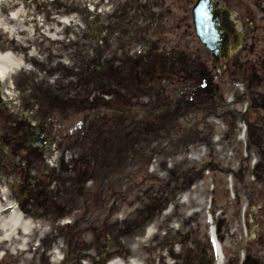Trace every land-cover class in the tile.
<instances>
[{"label": "rangeland", "instance_id": "rangeland-1", "mask_svg": "<svg viewBox=\"0 0 264 264\" xmlns=\"http://www.w3.org/2000/svg\"><path fill=\"white\" fill-rule=\"evenodd\" d=\"M194 2L0 0V51L15 63L2 119L49 140L0 169L1 212L16 205L32 223L28 251L19 233L0 257L207 264L214 211L230 263L264 264V31L249 34V88L236 90L248 102L212 107L215 63L195 37ZM247 103L257 126L243 120ZM188 172L196 180L182 189Z\"/></svg>", "mask_w": 264, "mask_h": 264}, {"label": "flooded vegetation", "instance_id": "flooded-vegetation-1", "mask_svg": "<svg viewBox=\"0 0 264 264\" xmlns=\"http://www.w3.org/2000/svg\"><path fill=\"white\" fill-rule=\"evenodd\" d=\"M214 2L216 8L220 10V28L227 29L226 22L230 21L233 31L237 34V43L234 51L231 52L230 59L227 62L216 61L214 69L216 96L222 100L224 94L229 95L227 99L232 103L249 100V93L237 97L235 87L240 84V87L246 85L249 88V34L258 38L257 35L264 31V0H214ZM250 20L262 21V23L258 22L254 25ZM260 63L264 70V60ZM221 105L225 104L222 102ZM246 114L249 116L252 114L249 112V103ZM2 117L0 113V169L6 173L9 168L4 169V167H13L12 159L20 158V155L26 153L29 147L37 150L27 141V137L33 135L36 129L31 132L28 124L21 118L11 122L10 119L4 118L3 120ZM0 264L20 263L2 257Z\"/></svg>", "mask_w": 264, "mask_h": 264}, {"label": "bare ground", "instance_id": "bare-ground-1", "mask_svg": "<svg viewBox=\"0 0 264 264\" xmlns=\"http://www.w3.org/2000/svg\"><path fill=\"white\" fill-rule=\"evenodd\" d=\"M15 66L14 60L8 52L0 51V84L7 78V75L11 69ZM3 89L4 86H2ZM4 100H14L13 96L6 90H2ZM10 96V98H6ZM13 111L15 108H11ZM9 208L7 212H1L0 210V243L10 241L16 234H21L18 238V251L20 254H24L25 247L29 241V234L32 231V223L30 220H24L23 217L12 209ZM8 217L3 218L8 215ZM110 264H122L120 261H114ZM221 264V261L218 262Z\"/></svg>", "mask_w": 264, "mask_h": 264}, {"label": "water", "instance_id": "water-1", "mask_svg": "<svg viewBox=\"0 0 264 264\" xmlns=\"http://www.w3.org/2000/svg\"><path fill=\"white\" fill-rule=\"evenodd\" d=\"M191 14L200 43L205 45L214 58H217L218 52L225 58L228 38L217 28V13L213 11L211 0H197Z\"/></svg>", "mask_w": 264, "mask_h": 264}, {"label": "trees", "instance_id": "trees-1", "mask_svg": "<svg viewBox=\"0 0 264 264\" xmlns=\"http://www.w3.org/2000/svg\"><path fill=\"white\" fill-rule=\"evenodd\" d=\"M211 169L213 170L214 168L211 166ZM188 175H182V182H181V184H180V187L182 188V189H187V188H189L190 186H191V184H192V180L194 179V180H196V175H194L195 174V172H188L187 173ZM180 188V189H181ZM213 212V214H214V211H212ZM217 223H218V221H217V219L215 218L214 219V224H215V226H216V229H217V235H218V238H219V240H220V232H218V227H217ZM207 238V237H206ZM206 241H207V246H208V249L206 250V252H209V255H208V259H207V262H208V264H214V260H215V254H214V250H213V247H212V244H211V242H210V240L207 238L206 239Z\"/></svg>", "mask_w": 264, "mask_h": 264}]
</instances>
